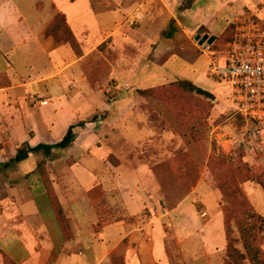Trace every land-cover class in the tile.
<instances>
[{
  "label": "crops",
  "instance_id": "crops-1",
  "mask_svg": "<svg viewBox=\"0 0 264 264\" xmlns=\"http://www.w3.org/2000/svg\"><path fill=\"white\" fill-rule=\"evenodd\" d=\"M121 1L0 0V189L6 193V197L0 196V256L6 255L16 264L224 263L225 233L207 218L208 210L223 214L224 203L216 192L201 187V179L177 207L170 209L159 185L162 180L147 162L134 159L139 158L138 144L164 134L161 101L134 96L129 104L126 93L108 102L105 95L120 72L131 74L139 69L133 63V53L158 57L171 53L176 35L186 42L195 35L194 40L201 44L204 37L216 39L220 33L213 34L208 21L193 27L184 25L175 13L180 0ZM251 4L249 7L262 9L264 17V4ZM59 15L65 16L81 55L47 35ZM173 21V35L165 32L169 36L164 38L166 25ZM105 23L111 24L108 29ZM133 23L140 25L136 32ZM199 30L203 34H197ZM117 54L119 57L107 58ZM97 57L105 60L99 78L93 72ZM143 62L165 64L151 58ZM128 75L119 81L124 92L132 88ZM101 101L108 107L124 106L111 118L107 107L99 110ZM135 103L145 106L139 111ZM100 114H107V120L92 127L88 120ZM78 122L87 124L78 129L75 143L55 152L49 161L53 165L50 176L73 233L72 240L65 241L47 199L54 220L48 224L44 218L46 207L39 204L35 191L37 177L28 176L44 158L42 152L31 153L36 163L28 173L21 171L20 163L5 166L28 142L30 148L53 145ZM132 131H137V137H132ZM163 143L162 139L154 148L162 160L166 151ZM31 177L35 184L30 185ZM39 189L44 196L41 186ZM198 190L208 192L205 199L196 196ZM192 195L196 196L193 207L184 206ZM198 199L205 210L199 207ZM205 219L208 223L202 224ZM175 253L174 262L171 254ZM197 254L203 259L198 260Z\"/></svg>",
  "mask_w": 264,
  "mask_h": 264
},
{
  "label": "rangeland",
  "instance_id": "rangeland-1",
  "mask_svg": "<svg viewBox=\"0 0 264 264\" xmlns=\"http://www.w3.org/2000/svg\"><path fill=\"white\" fill-rule=\"evenodd\" d=\"M100 2L123 1L100 0ZM179 3V6H181L182 0ZM251 3L264 4V2L196 0L190 10H177L175 13L178 19L189 27H193L197 22H211L213 34L218 35L224 32L223 30L226 29V25L228 26V24L234 21L236 15L240 13L245 5H252ZM247 8L254 13L257 11V8L249 7V5ZM261 10L256 15L260 20L264 21V17L261 16ZM168 24L164 32L172 34V26L170 23ZM104 25L108 29L111 24L105 23ZM131 27L136 32L140 25L133 23ZM167 36L169 35H166L164 38H167ZM194 39L195 35L186 42V39L176 35L172 40L174 46L171 49V53L158 57L148 54L141 56L133 53L131 55L133 63H137L136 69H139L131 72V74L124 71L120 72V76H117L118 80H113L108 86L105 92L106 100L112 102L129 93V104H133L134 96L141 97L137 93L138 89L145 90L160 85L164 87L176 78L192 82L197 80V86L211 92L215 96L214 100H209L175 90L171 94L173 98L169 99L166 103L161 102L159 104L163 105L164 110L165 119L162 123L164 134L162 136L158 135L159 138L155 137L149 143L138 144L137 155H139V158L134 156V159L141 163L147 162L158 178L162 180L159 185L163 187L166 206L171 205V198H182L187 193H190L202 179L200 186L208 188L207 190L209 191L216 192L218 199H221L224 203L222 207L223 214H216L208 210L209 216L207 218H209V222L217 230H220V232L224 231L225 233L223 240L228 244L227 254L229 253L230 256L229 264H235L236 261L239 264H264V126L253 124L245 120L244 117L236 115L232 102L231 88L225 83L215 81L208 75L209 59L199 50L198 45L200 43ZM185 42L186 44H184ZM212 50L219 53L218 57L226 51L214 48ZM112 57H119V54L107 56L109 59H112ZM144 58H151L158 64H165L155 66L152 63H142V59ZM103 62L105 60L103 58L98 59V57L94 62L98 66L93 72L98 78L105 70ZM125 75H128L127 79L130 80L132 86V88H127L126 92L123 91L119 83L121 79L126 77ZM123 106L124 104L115 107L110 105L108 107L101 101L98 108L103 111L107 107L105 111L112 118L123 109ZM144 106H141V103H135V108L139 111ZM99 116L101 118L99 122H94L96 120H93V118L88 120L92 127L96 123L98 125L102 121L107 120V114H100L97 117L99 118ZM257 130L261 132L255 137L254 132ZM130 134L132 137H137V131H132ZM162 139L166 147L163 160L154 151L156 143L160 144ZM30 147L32 145L28 142L22 148L24 150H21L20 154L26 155V151ZM42 154L44 156L43 159H45V154L43 152ZM27 155V158L20 163L19 168L21 171L28 173L33 171L36 158L31 153ZM220 164H225L228 168L243 165L245 172L249 173L250 176V181L241 185L246 206L242 207L237 201L233 200L236 212L229 221H226L224 211L226 207L225 200L214 180V173H219L221 170ZM48 166L50 169L53 168L51 164ZM98 171L102 172L100 168ZM63 174L66 175L67 173ZM33 179V177L29 179L30 185L36 183L34 182L35 179ZM251 186L255 189H252ZM35 191L39 204H45L46 210L43 211V215L48 224H50L51 220H54L51 209L46 202V198L40 194L41 190L39 186H36ZM206 193L208 192L203 193L198 190L196 196L198 198L202 197L201 200H203L206 197ZM0 196L6 197V193L2 189H0ZM196 196L192 195L185 202L184 206L192 208V202ZM198 205L202 210H205L204 203H199ZM247 212L255 214L259 219H250L247 217ZM201 222L202 224L208 223L206 219ZM197 223L199 224V222ZM230 247L234 248L235 252L230 251ZM171 256L175 262L176 253L171 254ZM202 257V254H197L198 260L203 259ZM6 261L5 256H0V264H7ZM32 262L34 263L36 260L32 259ZM198 264L204 263L199 261Z\"/></svg>",
  "mask_w": 264,
  "mask_h": 264
},
{
  "label": "trees",
  "instance_id": "trees-1",
  "mask_svg": "<svg viewBox=\"0 0 264 264\" xmlns=\"http://www.w3.org/2000/svg\"><path fill=\"white\" fill-rule=\"evenodd\" d=\"M196 0H183L179 10L186 11L190 10ZM260 8H257L255 14L259 12ZM175 21L171 23V26L174 27ZM235 29L236 24L234 22L230 23L227 28L222 32L214 41L212 48L216 50H226L230 44L232 43L235 37ZM199 34H203L202 30L198 31ZM47 35L53 37L57 42H62L64 44L69 45L75 53L79 56L81 55L79 45L77 40L65 18L64 15H59L55 19L53 25L48 29ZM166 36L165 32L162 34ZM101 49V48H100ZM177 91H182L184 93L193 94L196 96L204 97L209 100H214L215 96L199 86H197L192 81L182 80L176 78L175 80L171 81V83L167 86H157L150 89L141 90L138 89L137 93L141 95L143 98H152L161 101L162 103H166L169 99L173 98L171 94ZM97 116L93 118L96 120ZM96 122V121H94ZM86 122H78L72 124L67 133L65 134L64 138L53 145H45L39 144L34 148H29L27 154L30 153H38L43 152L46 156L45 159L38 161L35 170L30 173L28 176L35 175L37 177V183L41 186L44 196L47 199L50 207L52 208L56 221L60 227V230L63 234L65 241H70L73 238V233L69 224V221L66 217L64 207L60 202L56 190L54 188V180L51 178V173L53 172V168H48L50 158L55 154V152H62L70 148L76 141L79 136L78 129H84L86 127ZM24 149H19L15 159L8 163L5 167H9L11 164L21 163L27 158V154H20V151ZM111 162L116 164L117 161L111 159ZM221 170L219 173H214V180L217 183L218 190L222 194L223 199L225 200L226 207H225V214H226V221L231 220L232 216L236 212L235 207L233 206V200L237 201L238 204L242 207L246 206V200L241 190V185L247 181H250L249 173L245 172V168L243 165L235 166L233 168H228L225 164H220ZM52 171V172H51ZM191 193V192H190ZM190 193H187L182 198L170 199L171 205L168 206L170 209L177 207ZM166 202V201H165ZM167 204V203H166ZM223 211V212H224ZM247 217L250 219H256L258 217L255 214H251L247 212ZM259 219V218H258ZM228 244L226 248V253L224 255V263L229 264V253L227 254ZM235 252L234 248L230 247V251ZM6 258L7 264H16L12 261L8 256L4 255ZM235 264H239L238 261Z\"/></svg>",
  "mask_w": 264,
  "mask_h": 264
},
{
  "label": "built area",
  "instance_id": "built-area-1",
  "mask_svg": "<svg viewBox=\"0 0 264 264\" xmlns=\"http://www.w3.org/2000/svg\"><path fill=\"white\" fill-rule=\"evenodd\" d=\"M234 23L235 37L220 57L212 50L213 44L204 42L198 47L209 59L208 75L231 88L236 115L264 126V21L246 7Z\"/></svg>",
  "mask_w": 264,
  "mask_h": 264
},
{
  "label": "water",
  "instance_id": "water-1",
  "mask_svg": "<svg viewBox=\"0 0 264 264\" xmlns=\"http://www.w3.org/2000/svg\"><path fill=\"white\" fill-rule=\"evenodd\" d=\"M199 37H200V36H198L197 39H199ZM214 41H215V37L208 38V36H206V37L203 38V41L201 42V44L204 43V42H208L209 44H213Z\"/></svg>",
  "mask_w": 264,
  "mask_h": 264
}]
</instances>
